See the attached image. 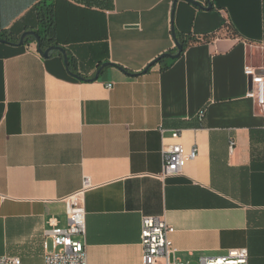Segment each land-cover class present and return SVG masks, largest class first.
Listing matches in <instances>:
<instances>
[{"label": "crops", "instance_id": "1", "mask_svg": "<svg viewBox=\"0 0 264 264\" xmlns=\"http://www.w3.org/2000/svg\"><path fill=\"white\" fill-rule=\"evenodd\" d=\"M40 1L0 0V32L34 31ZM174 1L111 0L101 11L50 0L52 46L72 72L37 42H0V256L44 264L50 221L67 227L63 200L89 178L99 187L76 238L87 264H140L145 216L175 229L177 259L244 248L249 264H264V116L244 74L264 68V0H210V11ZM173 30L194 43L144 73L177 54ZM176 142L198 156L161 178L163 146Z\"/></svg>", "mask_w": 264, "mask_h": 264}, {"label": "built area", "instance_id": "2", "mask_svg": "<svg viewBox=\"0 0 264 264\" xmlns=\"http://www.w3.org/2000/svg\"><path fill=\"white\" fill-rule=\"evenodd\" d=\"M244 74L250 82L247 97L253 101L256 112L264 116V68L246 65ZM108 87L111 88L112 85ZM206 117L207 109L203 108L198 112L197 119L202 123ZM181 133V130H176L171 138L178 141ZM233 146L234 143L231 144V149ZM162 154L161 178L183 174L187 164L198 156L196 149L187 150L178 142L170 146L164 145ZM98 187L89 178H85L81 187L63 200L66 204L67 227L61 228L56 220L50 221L51 228L46 235L52 241V249L46 251L44 264H87L85 244L77 241L76 238H84L86 233V195ZM174 232L175 229L163 218L143 217L141 225L143 254L140 264H193L191 261H183L175 257L177 249L171 239ZM0 264H22V262L17 257L0 256ZM197 264H249V252L244 248L231 249L222 256H201Z\"/></svg>", "mask_w": 264, "mask_h": 264}, {"label": "trees", "instance_id": "3", "mask_svg": "<svg viewBox=\"0 0 264 264\" xmlns=\"http://www.w3.org/2000/svg\"><path fill=\"white\" fill-rule=\"evenodd\" d=\"M50 0H42L40 1L33 9L32 12L36 13L38 26L33 30L38 34L40 37V41L42 44V48L44 50L52 47V45H58L55 39L56 34V27H55V19L52 14V5L49 4ZM77 3V7H82L86 10H105L111 8V0H73ZM42 7H46L49 10L46 13H41L40 9ZM10 32H0V39L4 40L10 44H19L20 37L17 36L16 38H10ZM175 42L179 43L183 47V52L181 56L184 54L186 49L194 43L192 38H184L179 37L175 34L174 36ZM36 39L32 36L27 37L25 40V44L35 43ZM180 56V57H181ZM62 57V56H61ZM72 64L73 59L69 57V70L72 72Z\"/></svg>", "mask_w": 264, "mask_h": 264}, {"label": "water", "instance_id": "4", "mask_svg": "<svg viewBox=\"0 0 264 264\" xmlns=\"http://www.w3.org/2000/svg\"><path fill=\"white\" fill-rule=\"evenodd\" d=\"M178 1L179 0H175L174 1V8H175V6H176V4H177ZM184 1H186V2H188L190 4H192V5L200 8V9H203V10L210 11V10L213 9V5H212V3H211L210 0H207V3H208V6L207 7L202 6L199 2H197L195 0H184ZM173 34L175 36V30H173ZM30 36H32V37H34L36 39L38 51H39V53L45 59H48L51 56L52 52L57 51V52H59L61 54V56L64 59V63L66 65V67L69 69V67H68L69 66V56L67 54V51L64 48L60 47V46H52V47L44 50L42 48V44H41V41H40V37L38 36V34L35 31H26V32H24L21 35V37H20L19 44H12V45H15V46H23V45H25L26 38L27 37H30ZM0 42H2V43H8V42H6L4 40H1V39H0ZM8 44H10V43H8ZM176 46H177V50H178L177 54H175V55H172V54H164V55L160 56L158 59H156L154 62H152L149 66H147V68L144 70V73H147L150 70L151 67H153L154 65H156L157 63H159L160 61H162L165 58H169L171 60L178 59L181 56L182 52H183V47L179 43H176ZM109 66H113V65L111 63H105V64H103L98 69V71L96 73V76H95V78L93 80H98L99 79V76H100V74L102 72V70L104 68H106V67H109ZM120 69L123 70L122 68H120ZM72 75L75 78H77V79H82L79 75H76L74 73Z\"/></svg>", "mask_w": 264, "mask_h": 264}, {"label": "rangeland", "instance_id": "5", "mask_svg": "<svg viewBox=\"0 0 264 264\" xmlns=\"http://www.w3.org/2000/svg\"><path fill=\"white\" fill-rule=\"evenodd\" d=\"M48 10H49V9L46 8V7H42V8L40 9L41 13H46Z\"/></svg>", "mask_w": 264, "mask_h": 264}]
</instances>
